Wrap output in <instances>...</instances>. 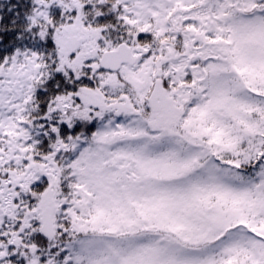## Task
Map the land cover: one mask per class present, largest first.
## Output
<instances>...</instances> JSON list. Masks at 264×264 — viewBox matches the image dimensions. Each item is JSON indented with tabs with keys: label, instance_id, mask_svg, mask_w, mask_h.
<instances>
[{
	"label": "snow or ice",
	"instance_id": "6c2138e0",
	"mask_svg": "<svg viewBox=\"0 0 264 264\" xmlns=\"http://www.w3.org/2000/svg\"><path fill=\"white\" fill-rule=\"evenodd\" d=\"M0 264H264V0H0Z\"/></svg>",
	"mask_w": 264,
	"mask_h": 264
}]
</instances>
